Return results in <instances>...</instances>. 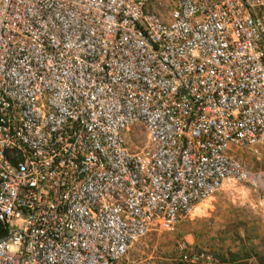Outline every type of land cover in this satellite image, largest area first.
<instances>
[{
	"label": "built area",
	"instance_id": "2783aa9c",
	"mask_svg": "<svg viewBox=\"0 0 264 264\" xmlns=\"http://www.w3.org/2000/svg\"><path fill=\"white\" fill-rule=\"evenodd\" d=\"M242 148L264 0H0V264H119L225 186L264 202Z\"/></svg>",
	"mask_w": 264,
	"mask_h": 264
},
{
	"label": "rangeland",
	"instance_id": "374dc122",
	"mask_svg": "<svg viewBox=\"0 0 264 264\" xmlns=\"http://www.w3.org/2000/svg\"><path fill=\"white\" fill-rule=\"evenodd\" d=\"M142 129H133L138 139ZM238 153L251 171L264 170L261 154L248 148ZM249 186H225L174 230L148 231L119 264H264V202Z\"/></svg>",
	"mask_w": 264,
	"mask_h": 264
},
{
	"label": "trees",
	"instance_id": "16d2710c",
	"mask_svg": "<svg viewBox=\"0 0 264 264\" xmlns=\"http://www.w3.org/2000/svg\"><path fill=\"white\" fill-rule=\"evenodd\" d=\"M4 235H5V228L0 221V238L4 237ZM236 264H244V263H243V261H239Z\"/></svg>",
	"mask_w": 264,
	"mask_h": 264
}]
</instances>
